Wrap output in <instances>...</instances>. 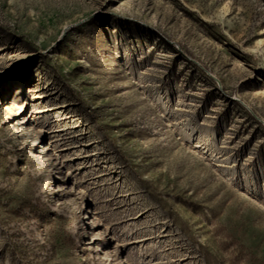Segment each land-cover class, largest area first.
I'll list each match as a JSON object with an SVG mask.
<instances>
[{
    "label": "rangeland",
    "instance_id": "1",
    "mask_svg": "<svg viewBox=\"0 0 264 264\" xmlns=\"http://www.w3.org/2000/svg\"><path fill=\"white\" fill-rule=\"evenodd\" d=\"M0 264H264V0H0Z\"/></svg>",
    "mask_w": 264,
    "mask_h": 264
},
{
    "label": "bare ground",
    "instance_id": "2",
    "mask_svg": "<svg viewBox=\"0 0 264 264\" xmlns=\"http://www.w3.org/2000/svg\"><path fill=\"white\" fill-rule=\"evenodd\" d=\"M14 104V103H13ZM13 104H12V106H11V108L13 107ZM15 106V105H14Z\"/></svg>",
    "mask_w": 264,
    "mask_h": 264
}]
</instances>
